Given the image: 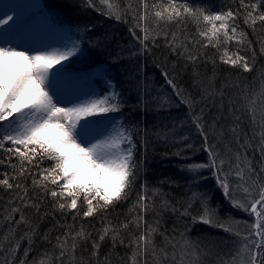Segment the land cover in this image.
Masks as SVG:
<instances>
[{
	"label": "snow or ice",
	"instance_id": "obj_1",
	"mask_svg": "<svg viewBox=\"0 0 264 264\" xmlns=\"http://www.w3.org/2000/svg\"><path fill=\"white\" fill-rule=\"evenodd\" d=\"M85 3L88 7L96 8L95 0H85ZM99 3L103 8L97 10H102L109 18L114 16L117 21L129 11L136 13L132 17L135 23L129 29L138 43V48L131 51L132 57L151 54L149 45L156 47L159 36L163 34L166 47L173 53L179 50V55L185 56L189 62L195 63L199 59L197 54L188 50L191 42L204 49L212 47L220 51L222 48V63L233 68L241 67L245 72L253 70L256 50L252 47V41L248 40L247 33L239 29L237 21L243 17L244 24L253 32L258 24L264 26V0H239V6L235 9L227 7L216 11L204 4L194 6L189 0H154L151 4L149 0H139L138 8H134L131 3L121 8L118 3L109 0H99ZM188 20L197 24L200 40L189 41L187 37L181 40L174 32L170 36L166 32H156L161 24L184 23ZM136 29H139L140 35L136 34ZM231 43L237 45L232 52L228 48ZM260 44V52L264 54V40ZM244 45L251 49V57L240 54V46ZM74 57H85V49L79 43L54 48L50 44L31 41L20 35L17 20L11 15L0 17V152L3 153L0 167L12 170L11 174L8 171L0 172V188L9 192L19 190L17 199L22 208L34 209L39 214L47 199L62 214L73 213V219L80 215L82 206H86L83 217L88 218L127 200L146 162L136 155L137 143L133 137L139 135L138 126L127 128L121 117L112 115L121 112L126 102L123 93L117 91L111 79L105 81L109 90L100 92L93 88L84 94L86 99L79 96L70 98L66 94L62 82L71 74ZM119 58L118 54L115 59ZM139 71H143L142 66ZM161 74L179 103L188 108V117L202 137L204 150L208 153L207 163L189 165L187 171L198 174L201 169H212L217 186L225 198L233 207L249 214L254 221L247 235L242 236L243 244L236 256L223 264H264V98L245 92L240 97L242 104L238 106L236 99L230 98L226 104L222 92L217 100L215 95L205 89L197 99L180 87L168 72ZM137 80L144 85L138 76ZM259 95L264 97V93ZM257 104L261 105L259 111ZM166 105L170 107L165 100L158 105V109ZM199 105L203 106L197 111ZM241 108L254 131L252 139L245 138L240 148L252 149L256 136H259L256 144L260 154L258 169L248 158L247 151L233 153L229 159L228 154L221 153L216 144L209 142L210 132L217 139L223 138L222 121L232 117V126L228 131L239 144L237 125L241 122V116L237 113L241 112ZM256 128L259 129L258 133ZM146 143V140L141 141L142 145ZM14 160L17 163H13ZM45 161L50 162L48 167H43ZM229 175L236 178L234 187L230 186ZM23 177H31V189L24 185ZM192 178L197 180L198 175ZM30 191L35 192V195H29ZM158 192L157 189L149 195L147 187L142 186L136 202L139 211L134 219L119 225L110 222L102 228L98 239H92L91 233L83 225L79 230L69 228L56 237L57 243L51 253L46 250L41 254L42 259L32 261V264H52L53 256L54 264H68L75 257L77 249L89 241L91 256L99 261L100 245L106 239L111 241L113 247L117 243L124 244L121 233L129 229V224H133L138 232L130 241V245L134 246L131 264H148L146 257L149 250L153 254L157 251L153 236L160 225L157 220L153 227L144 220V216L155 209L152 198ZM193 197H197V194L193 193ZM200 198L203 199L202 194ZM12 203L15 204V201ZM22 208L11 207L4 219L27 226ZM165 211L175 213L179 210L164 200L159 205L158 214ZM17 212L20 213L19 220L15 219ZM180 215H189L187 208ZM198 219L201 223H211L207 209ZM193 221L196 222L197 217H193ZM219 226L225 231L230 230L223 224ZM30 232L35 235L34 228ZM161 235L164 240V247L159 249L161 264H196L198 257L195 252L188 259L185 252H178L175 236ZM235 235L239 236L240 233ZM28 238L31 247V236ZM44 239H48L46 234ZM184 243L187 245L188 242L185 240ZM18 252V242L9 241L7 246L0 244V256L4 257L0 264H29L28 250H25L23 259L17 258ZM103 264H110L107 256Z\"/></svg>",
	"mask_w": 264,
	"mask_h": 264
},
{
	"label": "trees",
	"instance_id": "obj_2",
	"mask_svg": "<svg viewBox=\"0 0 264 264\" xmlns=\"http://www.w3.org/2000/svg\"><path fill=\"white\" fill-rule=\"evenodd\" d=\"M43 2L56 20L69 25L74 35L82 41L86 56L83 61L92 63L90 66L106 67L109 78L117 86V91L123 93L126 103L116 115L122 118L125 127L134 129L138 126L139 135L133 137L137 143L136 155L146 162L127 200L88 218L83 217L86 206H82L79 209L80 215L73 219V213L62 214L59 210H55L51 201L47 199L44 200L41 212L37 214L34 209L22 208L17 199L19 190L9 192L0 188V244L7 246L9 241L18 242L17 258L23 259L25 250H28L27 260L32 264V261L42 259L41 254L46 250L51 253L57 243L56 237L61 236L69 228L79 230L83 225L87 232L91 233L92 239H98L102 228L110 222L119 225L135 218L139 211L136 206L138 194L142 186H146L149 195L157 189L159 192L152 198L155 209L144 216V220L153 227L158 220L160 225L153 236V244L157 251L153 254L149 250L146 257L148 264H161L159 249L164 247L161 233L175 236L174 243L177 244L178 252H185L188 259H191V254L195 252L198 257L196 264H223L231 261L243 244L242 236L247 235L250 230L247 218L250 215L233 207L225 198L222 190L217 186L212 169H201L198 174L187 171L189 165L207 163L208 153L204 150L202 137L188 117V108L179 103L161 73L168 72L180 87L192 93L197 99L200 98V92L205 89L215 95L217 100L220 99L222 92L226 104L228 99H236L238 106L242 104L240 97L245 92L250 96L255 94L258 98H264L259 95L264 93V54L260 52V41L264 40V26L258 24L256 31L253 32L244 24L243 17L237 21L239 29L247 33L248 40L252 41V47L256 50L253 70L245 72L241 67L233 68L221 62L222 48L220 51L212 47L204 49L199 44L191 42L188 44V50L197 54L199 59L195 63L189 62L185 56L179 55V50L173 53L166 47L163 34L159 36L156 47L149 45L152 48L151 54L132 57L131 51L138 48V43L129 31L135 23L132 19L135 12L129 11L117 21L114 16L109 18L102 10H97L103 8L99 0H95L96 8L88 7L85 0H43ZM109 2L118 3L121 8L129 3L134 8L139 6V0H109ZM152 2L154 0H149L150 4ZM189 2L194 6L207 5L213 11L227 7L235 9L239 6V0H189ZM149 20L151 22L152 17ZM156 32H166L169 36L174 32L181 40L185 37L189 41L200 40L198 26L191 20L184 23L161 24L156 28ZM136 34L140 35L139 29H136ZM236 47L235 43L228 45L230 52L235 51ZM240 47L241 55L252 56V51L247 45ZM118 54L120 58L116 60ZM141 66L143 71H139ZM137 76L140 81H144V85L138 82ZM165 100L170 107L166 105L158 109V105ZM200 106L203 105H199L197 111ZM260 107L261 105L257 104L258 111ZM212 111L215 112V109L213 108ZM237 115L241 116V122L237 125L239 144L234 135L228 131L232 126V117L222 121L223 138L217 139L215 134L210 132L209 142L216 144L217 150L221 153L228 154L229 159L232 158L233 153L247 151L248 158L258 169L260 154L256 144L259 142V136H256L252 149H241L240 144L245 138L252 139L254 128L244 114L243 108ZM173 126H175L174 134ZM255 131L258 133L259 129L256 128ZM142 140L147 141L146 145L141 144ZM177 152L179 155H176ZM0 156H3L2 152ZM232 162L234 163V160ZM13 163L17 161L14 160ZM49 164L50 162L45 161L43 167H48ZM3 171H8L9 174L12 172L10 168L0 167V172ZM227 171L226 163L225 172ZM194 175H198L197 180H193ZM21 179L24 185L31 189V177ZM235 179L234 175H229L230 186H235ZM162 181L168 182L162 183ZM193 193H196L197 197L194 198ZM201 194L203 199L200 198ZM29 195L34 196L35 192L30 191ZM164 200L179 211L175 213L165 211L158 214L159 205ZM12 201H15V204ZM13 206L22 208L28 221L27 226L16 225L4 219ZM185 208L189 215L181 216L180 212ZM205 209L208 211V219L211 223L199 222L198 218L204 215ZM45 212L47 215H44ZM19 217L20 213L17 212L15 219L19 220ZM193 217H197L196 222L193 221ZM221 224L230 230L225 231L219 226ZM31 228L35 229V235L30 232ZM237 232L240 233L239 236L235 235ZM45 234L47 240L44 239ZM137 234L135 226L129 224V229L121 233L124 244L117 243L113 247L111 241L106 239L100 245L99 261L91 256V241L82 244L68 264H103L106 256L110 264H131L134 246L130 245V241ZM181 234H184L183 237ZM28 236H31V247ZM185 240L188 242L187 245L184 243ZM229 247L230 251L222 260L213 261L215 255L210 256V251L221 252L220 250ZM3 259L4 257L0 256V260ZM54 259L53 256L52 264Z\"/></svg>",
	"mask_w": 264,
	"mask_h": 264
},
{
	"label": "rangeland",
	"instance_id": "obj_3",
	"mask_svg": "<svg viewBox=\"0 0 264 264\" xmlns=\"http://www.w3.org/2000/svg\"><path fill=\"white\" fill-rule=\"evenodd\" d=\"M31 1H32L31 3H33L34 5H36V4L38 5L37 8L40 12H43L44 14H46V16L49 17L50 19L53 18L49 14V11L45 7V5L43 4L44 2L42 0H31ZM42 20L47 21L46 18H42ZM56 23L59 26L58 28H60V29L66 28V27H64L63 24H61L60 21L56 20ZM47 30H48L49 34H52V36H54L56 34L57 36L64 38L61 31L58 29L56 31V30H52L50 27L49 28L47 27ZM71 34L70 35L72 37L73 43H79L81 45V47H83L82 41L79 39H76L73 33H71ZM68 39L69 38L67 37V40ZM70 42L68 41V44H67V41H66V42H62V44H63V46H65V45L69 46ZM85 58H86V56L84 58H76V57L73 58V61L71 63V74L67 78H65L64 79L65 82L62 83V86H69L67 89H64V88L63 89L65 90L66 94H68V96L70 98H75L77 96L82 98L84 92L85 93L87 91L89 92L93 88L96 89L97 91H100V92H104L106 90H109V86L105 83L106 79H110L109 74L107 73L106 67H104L102 65L90 66L92 63L89 64L87 62H84L83 60ZM74 61L80 65L76 64ZM94 80H98L100 82H97V81L94 82ZM112 115L113 116H119V115H116V113L112 114ZM94 119H100V117H94ZM247 218H248V224L251 226L254 223L253 218L251 216H249ZM230 249L231 248L229 247L225 250H220L221 252L210 251L209 253H210V256L215 255L213 261L216 262V261L222 260L228 254V251H230Z\"/></svg>",
	"mask_w": 264,
	"mask_h": 264
},
{
	"label": "bare ground",
	"instance_id": "obj_4",
	"mask_svg": "<svg viewBox=\"0 0 264 264\" xmlns=\"http://www.w3.org/2000/svg\"><path fill=\"white\" fill-rule=\"evenodd\" d=\"M31 2V0H0V16H4L5 14L11 15L17 20L18 31L21 32L30 19L33 18L32 15L38 12V5H34ZM5 27H7V25H5ZM26 39L38 43L50 44L54 48H62V42H64L63 40L60 41L59 38H54L52 34L48 33L45 27L38 28L35 33L30 34ZM62 87L67 89L69 86ZM84 94L85 92L83 93L82 99H86Z\"/></svg>",
	"mask_w": 264,
	"mask_h": 264
}]
</instances>
